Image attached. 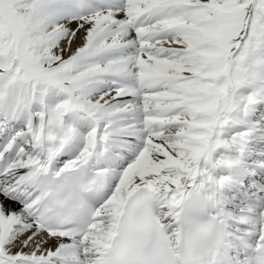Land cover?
I'll return each instance as SVG.
<instances>
[{"label": "snow or ice", "instance_id": "obj_1", "mask_svg": "<svg viewBox=\"0 0 264 264\" xmlns=\"http://www.w3.org/2000/svg\"><path fill=\"white\" fill-rule=\"evenodd\" d=\"M0 264H264V0H0Z\"/></svg>", "mask_w": 264, "mask_h": 264}]
</instances>
